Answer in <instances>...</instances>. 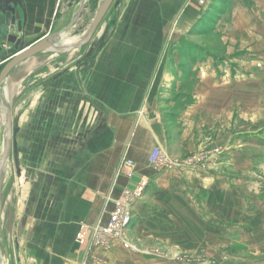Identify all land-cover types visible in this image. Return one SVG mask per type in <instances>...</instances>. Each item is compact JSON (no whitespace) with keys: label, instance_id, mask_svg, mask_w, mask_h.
<instances>
[{"label":"crops","instance_id":"0c3cea01","mask_svg":"<svg viewBox=\"0 0 264 264\" xmlns=\"http://www.w3.org/2000/svg\"><path fill=\"white\" fill-rule=\"evenodd\" d=\"M198 1L127 3L109 36L100 37L95 43L98 51L90 55L93 64L88 76L79 67L78 53L73 60L66 61L67 69L57 75L61 85L46 86L48 100L50 93L61 95L56 102L44 103L51 111H61L68 116V121L71 117L82 119L89 105L93 108L94 120L89 127L92 132L86 133V126L80 128L85 137L78 140L89 145L79 146L72 154L68 151L67 161L59 173V186L54 188L59 198L48 201L49 208H57L54 214L47 212L44 220L52 224V244L30 246L29 250H41L44 257L35 260L21 256L20 264H79L80 245L75 241L78 223L92 225L100 217L106 220L114 202L124 201L125 190H135L141 180L146 181V186L130 204L132 217L126 229L127 237L137 249L130 251L117 246L103 255L105 264H215L202 258L211 252L210 245L215 240L224 244L225 238V245L230 244L231 232H235L231 224L234 228L245 221V149L231 155L223 151L222 144L205 149L206 159L185 168H168L165 164L155 168L148 163L149 152L158 146L179 165L183 159L172 156L171 147L176 144L184 148L186 155L192 150V138L172 134L171 128L194 125L195 135L200 125L209 124L206 120H223L229 111L227 96L217 95L230 88V78L239 76L235 74L238 67L235 57L241 53L237 50L231 53L229 48L223 53L212 51L194 38L199 33L212 31L220 33L221 38H233L236 46L238 41H244L239 35L243 30L237 27L238 23L229 21L230 16H238L244 9L254 12L252 3L259 11L264 10L259 0H247L248 7L243 0H219L221 4L218 0H204L205 6ZM78 2L0 0V69L7 62L3 53L13 46L4 39L8 32L7 12L19 14L21 32L14 33L26 46L65 26ZM214 7H218L219 15L217 11L212 12ZM66 9L61 23L52 26L56 15ZM210 13L216 16L207 21L208 25L204 24ZM246 28L244 33L255 42L258 32ZM70 63L74 64L72 68ZM227 64L230 70L224 75ZM263 78L261 74L253 90V102L258 107L264 99ZM11 79L5 88L11 86ZM13 94L14 111V89ZM242 94L245 101L247 97ZM32 120L23 125L21 119L15 135L16 148L19 144L22 147L26 140L25 127L30 126L31 133ZM67 125L70 126L69 122ZM241 136L245 139L244 131ZM29 137L31 140L32 135ZM123 156L135 163L131 178L125 175L126 169L118 171ZM235 178L237 183L233 182ZM178 257L179 261L175 259ZM252 263L262 261L255 258Z\"/></svg>","mask_w":264,"mask_h":264},{"label":"rangeland","instance_id":"374dc122","mask_svg":"<svg viewBox=\"0 0 264 264\" xmlns=\"http://www.w3.org/2000/svg\"><path fill=\"white\" fill-rule=\"evenodd\" d=\"M115 1L104 14L93 36L87 38L81 48L66 54L39 53L31 57V59L29 58V61L28 59L24 60L15 66L13 72V74L15 73V78L13 77L11 81V86L16 96L13 127H18L21 119V123L25 125L24 123H29L32 118L33 125L31 133L29 132L30 126L25 127L28 135L22 147L19 144L18 148H13L7 162V171L3 181L1 254L5 259L4 264H20L21 256L40 260L41 257H44L42 251L29 250V247H44L51 245L53 242V238H51L52 224L44 220L47 212L54 214L57 208L56 206L49 208L48 201L51 198H59V196L55 195L54 188L59 186V173L62 165L67 161V153L70 152L72 154L73 150L78 149L79 146L86 147L89 145L88 142L85 143L86 141H80L85 137L81 135L83 130L81 131L80 128L86 126L85 132H92V128L89 129V127L94 120V111L92 107L87 105L84 117L82 111V119L76 117L73 120L71 117L69 118L71 121H68L67 115L65 116L61 111L57 110H53V113L51 107L44 104L46 101L56 102L61 96L58 93L53 95L50 93L48 100L45 88L46 86L61 85V80L56 79L57 75L60 76L62 71L67 69L68 66H65L67 64L66 61L73 60L78 53L80 55L79 61L81 62L79 67L88 76V71L93 64L92 56L98 51L97 44L93 43V39L108 37L111 28L115 27L117 21L120 20L121 12L124 11L127 3L131 5L133 2V0H118V3L115 4ZM246 1L243 0L248 7L249 3ZM96 2L97 0H87L83 12L93 7ZM218 2L220 1L218 0ZM198 3L202 6L206 5L204 0H199ZM259 3V6L264 9V0H259ZM250 7L254 8V12H248L244 9L239 12L238 16L234 14L230 16L229 21L232 20L233 23H238L237 27H239L241 32L243 30L239 35L244 41H238L236 46L233 45L236 41L233 38H221L220 33H213L212 31L199 33L197 38H194L201 45L212 51L223 53L229 48L231 53L236 50L241 53V55L238 54L236 55L238 57H235L237 61L235 63L238 65L235 74L239 76L235 78L231 76L233 78H230L229 81L230 88L217 95L227 96L230 105L229 111L226 112L223 120L218 119L214 120V122L210 120L211 118L206 120L205 122H209V124L200 125L195 135L193 133L194 125H186L182 129L171 128L172 134L178 133L179 136L187 137L190 140L192 138V141H190L192 150L188 151L186 155L183 154L184 148L181 149L175 146L176 144L171 147V155L173 154L172 156L183 159L180 162L181 165H176L173 160L163 153L164 162H170L171 168L178 166L185 168L190 167L200 159H206L203 151L218 145H223V151L228 152L230 155L235 154L240 149H245L247 152V158L245 159V184L243 185L245 221H241L239 226L234 228L231 224V228L235 232H231L229 245H225V242H227L226 238L222 240L224 244L215 240L211 245L209 244L211 246L209 255H201L205 260H210L215 264H253L252 262H255V258L260 259L262 261L261 264H264V99H262V104L259 107L253 102L254 85H256V80L260 78L261 74H264V10L259 11L258 6L253 7V3ZM217 8L214 7L212 12L216 13L217 11L216 14L219 15ZM68 9L56 15L52 26L61 23ZM213 13H210L209 17L207 16L204 24L208 25L207 21L216 16ZM91 20L92 18L83 26L69 33L63 41L73 42L70 40H74L75 37H81L87 31ZM247 26L250 30H255V33L258 32L255 42H253V37H248L244 33L247 30ZM83 61L86 62L84 66ZM31 62H34L35 65L30 68ZM73 63H70L71 68L75 64ZM229 70L228 64L225 65L223 74L226 75ZM10 79L11 72L5 80V87L9 85ZM14 79L19 80L15 81ZM219 80L221 81V77H219ZM37 81L38 83L36 84ZM242 93H245V97H247L245 101L241 98L243 96ZM171 118L174 119L173 116ZM68 122L70 126L67 125ZM73 123H76V125L73 126ZM2 130L3 128L0 129V143L2 141ZM243 131L246 134L245 139L241 136ZM29 134L32 135L31 140ZM245 142L247 143L246 145L244 144ZM123 158L130 159L126 156H123ZM123 158L118 164L119 172L123 169H126V172L128 171V168L122 162ZM229 167L232 168L231 165ZM224 171L226 172L227 170L224 168ZM233 182L237 183V178ZM241 184L242 180H240V187H242ZM51 186H53V189ZM125 192H129V190H125ZM104 221L100 217L92 225L78 223L75 241L80 245L79 264H105L103 255L110 251L101 250L91 240V229L98 224L101 225ZM127 226L124 229V235L134 248V250L130 251H135L137 249L136 246L132 244L126 235ZM80 239L83 240V243L80 242ZM23 252H26V254H23ZM99 254L102 255V258L98 257ZM175 259L179 261V257Z\"/></svg>","mask_w":264,"mask_h":264},{"label":"water","instance_id":"95a60500","mask_svg":"<svg viewBox=\"0 0 264 264\" xmlns=\"http://www.w3.org/2000/svg\"><path fill=\"white\" fill-rule=\"evenodd\" d=\"M113 1L114 0H98L93 7L80 14L72 21L66 23L65 26L52 30L51 32L40 37L34 43L26 46H22V39L14 33L15 30L17 32H21V21L19 19V14L15 13L14 15H12L10 12H7L5 15V24L8 28V32L5 35L4 39L5 41L11 43L13 46L3 53V56L7 58V62L0 70V119L4 116V122L2 123L3 130L1 133L2 141L0 143V255L2 242V190L4 172L11 152L13 148H16L15 135L19 130L18 127H13V87L10 86L8 88H5V75L8 71H10L12 74V81L15 66L20 59H25L49 47L56 46L64 36L83 26L95 15H98L89 35V37H92L96 31L97 26L101 22L104 14L111 6ZM117 3L118 0L115 1V4ZM87 38L81 43V45L85 43ZM97 41L98 38L93 39L94 44L97 43Z\"/></svg>","mask_w":264,"mask_h":264},{"label":"built area","instance_id":"2783aa9c","mask_svg":"<svg viewBox=\"0 0 264 264\" xmlns=\"http://www.w3.org/2000/svg\"><path fill=\"white\" fill-rule=\"evenodd\" d=\"M124 165L128 168L127 177L134 175L135 164L131 159L123 158ZM148 162L155 168H160L163 164L171 168V164L164 162L163 151L160 147H154L149 152ZM146 181H140L139 185L132 192H125L124 201H115L112 210L108 213L107 219L100 225L91 229L92 243L105 252L111 251L115 246L125 249L134 250L133 246L127 241L124 235V229L131 221L130 204L140 196ZM87 230V229H86ZM83 243V240L80 239Z\"/></svg>","mask_w":264,"mask_h":264},{"label":"bare ground","instance_id":"6f19581e","mask_svg":"<svg viewBox=\"0 0 264 264\" xmlns=\"http://www.w3.org/2000/svg\"><path fill=\"white\" fill-rule=\"evenodd\" d=\"M86 2H87V0H79V2H78V5H77V8H76V10L74 11V13L71 15V17H70V19H69V21H72L73 19H75L76 17H78L80 14H82V12H83V10H84V8H85V5H86ZM97 16L98 15H95L93 18H92V20H91V23H90V25H89V27H88V29H87V31L81 36V37H79L75 42H71V43H67V42H64L63 41V38L65 37H63L62 39H61V41L56 45V46H52V47H49V48H47V49H45V50H43V51H41V52H39V53H52V54H66V53H69V52H71V51H73V50H75V49H78V48H81V43L87 38V37H89V35H90V33H91V31H92V28H93V26H94V23H95V21H96V18H97ZM68 21V22H69ZM39 53H37V54H35V55H32V56H30V57H27V58H25V59H20L18 62H17V64H16V66L18 65V64H20V63H22L24 60H27L28 59V61H29V58L31 59V57H33V56H36V55H38ZM41 61V60H40ZM34 65H35V63L34 62H31V64H30V68L31 67H34ZM35 69V68H34ZM10 73V71H8L7 72V74L5 75V79L7 78V76H8V74ZM17 80V79H16ZM15 80V81H16ZM19 80V79H18ZM17 80V81H18ZM14 82V81H13ZM17 84H18V82H17ZM12 85V84H11ZM14 86V85H13ZM19 86V85H18ZM18 88V87H17ZM16 92V91H15ZM0 98H1V93H0ZM4 122V116L3 117H1V119H0V129L1 128H3L2 127V123ZM7 169V164H6V168H5V172H4V178H5V174H6V170ZM4 180V179H3ZM3 200V199H2ZM3 203V202H2ZM2 207H3V204H2ZM2 252V251H1ZM4 256L1 254L0 255V264H4Z\"/></svg>","mask_w":264,"mask_h":264},{"label":"trees","instance_id":"16d2710c","mask_svg":"<svg viewBox=\"0 0 264 264\" xmlns=\"http://www.w3.org/2000/svg\"><path fill=\"white\" fill-rule=\"evenodd\" d=\"M211 19V18H210ZM1 70V69H0Z\"/></svg>","mask_w":264,"mask_h":264}]
</instances>
